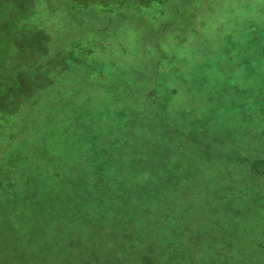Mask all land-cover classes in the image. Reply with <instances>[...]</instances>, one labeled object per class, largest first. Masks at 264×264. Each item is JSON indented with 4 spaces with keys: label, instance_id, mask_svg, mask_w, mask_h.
I'll return each mask as SVG.
<instances>
[{
    "label": "trees",
    "instance_id": "16d2710c",
    "mask_svg": "<svg viewBox=\"0 0 264 264\" xmlns=\"http://www.w3.org/2000/svg\"><path fill=\"white\" fill-rule=\"evenodd\" d=\"M215 7L214 0H0V140H7L0 149V207L19 220L28 212L34 214L25 216L21 224L6 219L14 264L31 260L27 250L34 245L29 239L32 224L39 242L51 248L62 235L50 231L60 219L71 221L68 235L84 230L90 221L98 224L93 240L97 250L106 253H95L78 264H264V27L252 31L253 36L249 31L235 34L236 38L244 35L237 42L219 40L223 45L235 44L236 54L234 61L220 63L217 76L210 69L198 72L183 67L178 59L185 50L193 53L189 60L202 62L201 54L211 48L202 39L211 27L205 31L198 24L200 17L215 23ZM130 31L138 37L154 76L177 75L184 69L191 83L200 87L205 83L211 94L221 95L207 101L212 120L206 127L191 121L188 127L179 124L175 129L168 119L159 120L163 126L166 121L169 135L183 138V134L190 141L189 155L195 164L188 176L176 172L179 159L172 161V173L148 177L115 173L109 169L110 161L95 160L86 149L80 160L53 149L60 140L51 133L55 125L89 135L102 128L67 109L84 105L89 86L111 77L114 63L101 58L107 46H121L119 35ZM171 41L176 43L167 47ZM228 47L216 57L226 61L223 54ZM179 93L176 87L166 95L161 92L164 109ZM146 104L158 106V102ZM161 106L155 108L160 112ZM240 111L245 118L238 117ZM197 115L192 113V120L202 113ZM161 116H165L162 111ZM7 146L15 157L10 168L2 155ZM108 146L110 150L123 147L119 142ZM165 165H157L158 172ZM211 170L220 172L209 179L205 175ZM69 172L81 174L76 178L80 190L71 187L74 176ZM181 190L182 197L178 196ZM199 205L198 217L206 220L205 229L191 243L178 247L171 239L157 236L158 231L170 233L171 210L178 209L179 217L195 224L190 214ZM2 210L0 234L4 233ZM137 232L147 236H132ZM154 232L155 237H150ZM118 234H124L122 239H116ZM154 247L158 253L149 254L147 250Z\"/></svg>",
    "mask_w": 264,
    "mask_h": 264
},
{
    "label": "rangeland",
    "instance_id": "374dc122",
    "mask_svg": "<svg viewBox=\"0 0 264 264\" xmlns=\"http://www.w3.org/2000/svg\"><path fill=\"white\" fill-rule=\"evenodd\" d=\"M214 3L216 7L214 10L212 9V14L217 19L216 22L211 23L207 17H200L198 24L200 29L205 31L208 30V27H211L208 30L209 33L202 39V41L208 42L211 47L210 50L201 54L202 62L189 60L190 54L193 56V53L185 50L180 51L178 59H182L183 67L192 66L198 72L202 71L201 69H210V72L217 76V69L223 66L220 63L234 61L235 59L232 58L236 54L235 44L223 45V42L219 40L231 38L232 40L230 41L237 42L243 39L244 35L236 38L235 34L249 31L253 36L252 31L258 32L261 26L264 27V0H214ZM124 35H119V42L122 40L121 46H107L104 56L101 58V60L114 63V70L110 73L111 77L101 79L100 82L102 84L98 83L99 86H89L91 91L87 94L85 102L82 103L84 105H72L67 109L73 115L74 113L75 115L81 113L91 124L92 122L94 124H101L102 128H96L89 135V133H82L81 131L69 133L64 130L65 125H61L63 126L61 128L55 125L50 130L53 136L60 140L56 142V146H53V149L56 150L57 154L61 153L60 155L62 156L66 154L65 156L75 157L79 160L84 149H86L92 153L95 160L100 157L104 158V160L106 159V161H110L111 167L109 169L115 173H118V171L136 172L143 175L147 174L148 177L154 173H172L175 168V164L172 161L179 159L181 160V167L179 169L177 168L176 172L188 176L193 169V164H195L194 159L189 155L190 141H186L187 136L183 134V138H175L169 135L167 133L168 128L165 127L166 121L163 126L159 124V120L168 119L171 125L174 123L175 129V126H179V124L186 128L191 121L195 123L194 126L200 124L206 127L209 121L212 120L206 111L207 101H209V98L215 96L220 98L221 95L211 94L210 91L205 89V83H202V87L191 83L189 72L184 69H179L177 75L154 76L152 74L150 60L142 54L138 37L132 31L128 35ZM174 43L176 42L171 41L167 47H173ZM134 46L136 50H133ZM225 46H229L228 51L223 54L227 59L226 61L223 58L216 57L218 53H222L219 50ZM242 47L248 46L245 45ZM129 53L134 56H130ZM128 61L129 65H123V63H127ZM247 61L250 63L251 59H247ZM208 62L212 63L205 64ZM253 66L254 63H252L251 67ZM247 83L251 82L248 80ZM257 83V80H253L254 85H257ZM175 87L178 88L180 93L164 109L163 102H160L161 92L166 95L169 88ZM229 96L234 99L232 94H229ZM148 102H158V106L162 105L160 109L165 116H161V111L159 112L158 106H149L150 104H146ZM224 104L225 102L222 101V107H224ZM61 105L67 106L63 101ZM199 112L202 113L201 118H194L192 120L191 114L193 113L198 117L197 113ZM237 115L239 118L240 116L245 118L242 111ZM139 117L145 119L140 121L138 119ZM122 127H126V129L123 130ZM177 133L181 134L179 131ZM86 136L88 140L83 138ZM0 141V149H2L3 145L7 143V140L5 142H2L4 140ZM194 141L200 143L197 137H195ZM114 142H119L123 147L120 150H110L107 145H111ZM98 147L99 149L103 148L106 150L101 153L102 150H99ZM10 150L11 146H7L6 150L2 153L5 158L4 160L7 162L6 166L9 168L15 158L14 155L11 156V153H9ZM35 152L34 150L31 153ZM161 164L167 165L160 168V170L164 168L163 172H158L159 169L156 166ZM71 167L72 169L79 168L76 164ZM218 172L220 171L211 170L205 176L212 179L211 175L215 176ZM69 173L74 176L71 178L73 180H70L72 182L71 187L75 191L80 190L81 186L76 183V180L79 179L76 178L81 174ZM186 188L188 186L183 190L185 191ZM183 190L178 193V196L182 197ZM98 202H100L99 199ZM68 207L70 209V206ZM252 208H255L254 204ZM261 208H263L264 212V203ZM1 210L2 208L0 207ZM173 211L171 210L170 233L160 234L158 231L157 236L160 237L163 235V238L171 239L177 243L178 247H183L186 242L191 243L192 241L190 239L205 229L206 220L198 217V213L202 211L200 205L199 207L193 206L190 214V221H194L195 224H188L183 217H179L178 209ZM1 213L4 216L1 232L4 233L0 234V264H14L12 256L9 254L11 252L9 245L11 236L7 233L9 232L10 224L6 219L12 218L15 223V219L17 218L9 211L2 210ZM27 215L34 214L26 213L20 220L17 219L19 220L17 224H21ZM55 222L56 224L52 225L54 228L50 229V231L59 232L62 235L59 240L55 239L52 241L54 246L51 248L45 247L39 242V232L35 229L36 226L34 224L30 226L29 239L33 241L34 245L27 250V254L31 260L28 263L21 262L19 264H78L84 260L88 262V257L95 253L105 252L98 251L96 248L97 240H93L94 237L96 238L94 234L97 232L98 227V224L94 223V221L88 222L84 230H77L73 235H68L71 233V221L69 219H60ZM145 234L137 232L132 236L143 239L147 236ZM123 235L118 234L116 239H122ZM155 235L156 233L154 232L150 237L154 238ZM66 244L69 245L66 246ZM244 250L246 249L244 248ZM158 251L156 247L147 250L149 254L155 255ZM112 255L109 254L111 257ZM67 256L75 259L62 260ZM154 264L157 263L154 261Z\"/></svg>",
    "mask_w": 264,
    "mask_h": 264
}]
</instances>
